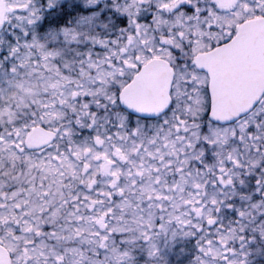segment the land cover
I'll return each instance as SVG.
<instances>
[{"label": "snow or ice", "instance_id": "obj_1", "mask_svg": "<svg viewBox=\"0 0 264 264\" xmlns=\"http://www.w3.org/2000/svg\"><path fill=\"white\" fill-rule=\"evenodd\" d=\"M0 264H264V0H0Z\"/></svg>", "mask_w": 264, "mask_h": 264}]
</instances>
